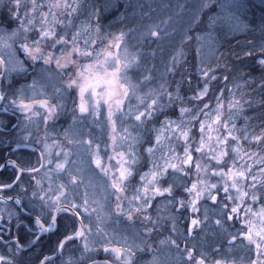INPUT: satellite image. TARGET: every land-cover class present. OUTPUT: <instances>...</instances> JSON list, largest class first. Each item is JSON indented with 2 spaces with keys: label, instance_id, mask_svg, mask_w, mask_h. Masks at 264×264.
I'll use <instances>...</instances> for the list:
<instances>
[{
  "label": "snow or ice",
  "instance_id": "6c2138e0",
  "mask_svg": "<svg viewBox=\"0 0 264 264\" xmlns=\"http://www.w3.org/2000/svg\"><path fill=\"white\" fill-rule=\"evenodd\" d=\"M121 6L0 0V113L18 119L12 151L35 156L0 165L13 172L0 181V227L18 233L0 241L15 254L25 250L23 228L30 251L54 238L34 264H237L226 255L236 249L247 253L241 264H264V39L236 53L250 58L237 66L214 35L218 26L248 31L246 5L198 0L190 21L206 15L207 29L183 32L163 71L145 60L171 35L168 23L113 32L105 19ZM123 6L116 23L128 8L151 18L143 3ZM0 128L10 131L2 120ZM0 264L14 260L0 255Z\"/></svg>",
  "mask_w": 264,
  "mask_h": 264
},
{
  "label": "trees",
  "instance_id": "16d2710c",
  "mask_svg": "<svg viewBox=\"0 0 264 264\" xmlns=\"http://www.w3.org/2000/svg\"><path fill=\"white\" fill-rule=\"evenodd\" d=\"M134 0H120L121 7L119 8V11L113 13H109L106 16L105 24H108L109 22L116 19L118 16H121L125 12L124 4H129L133 2ZM103 0H96V3H102ZM235 2H240L246 5L244 9L241 10L239 13L242 16V19L249 25V30L245 32H231L227 26L224 27H217L214 35L217 39L218 45H221L220 51L227 56L232 63H234L237 66H242L250 62V58L247 57H239L237 58L236 53H241L244 48L252 47L253 45L259 44V42L264 39V32L261 31L260 25L262 22H264V0H235ZM213 11L218 12L219 8L218 5H213ZM205 13L210 15L212 13L208 12V10H205ZM191 34L193 36L197 34H203V32L207 29V16L202 14L201 23L199 25L194 24L191 28ZM191 41H189L187 44H185V50L187 52V59L189 62H193V51L194 49L190 46ZM205 54L208 56V60L210 63L215 64L217 60V56L209 54L208 50L205 49ZM195 63H199V58L197 57L194 61ZM222 62V61H221ZM231 66V65H230ZM191 70V69H189ZM243 72L247 74L254 75L257 79L260 77V71L258 69H252L249 67H244ZM179 79V77H177ZM258 88V86H257ZM247 90L248 92V98L257 97V92L252 90V87L249 85H246L244 88H241V91ZM247 114L249 115H256L255 112L252 111V109L247 110ZM22 119V117H20ZM0 120L4 121L7 125L10 131H5V129L0 128V165H2L5 162L6 158L16 159L17 157H24L25 159L31 158L33 161L35 160L34 155H30L31 150L30 149H23L18 152H13L12 148L9 147V145L12 143V141L16 138V136L19 134V128H12V125L16 124L18 122V119L16 116H12L10 114H4L0 113ZM10 122V123H9ZM238 125L243 126V120L238 119ZM63 123V121H61ZM253 124L258 125L259 121H252ZM14 147V145H13ZM9 153H11V156H9ZM13 172L12 169L9 168L6 171L0 173V181H5L9 179L12 176ZM11 205V203H10ZM14 207V206H13ZM7 222V215L5 213V223ZM28 221L24 220L22 221V226L27 225ZM31 227H35L34 225H31ZM24 233H27L26 236H24ZM17 229L12 228L11 233L6 231L3 227H0V235L4 237V239H8L9 236L14 240L17 236ZM22 236V243H25V250L23 252H18L13 254L12 252H9V247L3 246V242L0 241V255L7 254L9 257H11L14 260V264H34L37 254L41 249H47L50 243L54 241V238L50 241L47 237L43 239V244L41 245V249H32L31 251L28 249L26 245V240L32 239V235L30 232H27V228H23V231L20 233ZM79 243V241H77ZM76 256H79V251H76Z\"/></svg>",
  "mask_w": 264,
  "mask_h": 264
},
{
  "label": "rangeland",
  "instance_id": "374dc122",
  "mask_svg": "<svg viewBox=\"0 0 264 264\" xmlns=\"http://www.w3.org/2000/svg\"><path fill=\"white\" fill-rule=\"evenodd\" d=\"M137 3H143L146 10H151V18L145 15L141 19L139 16V9L128 8L127 19L124 21V23H116V19H114L108 23L113 25L110 30L116 32L118 29L127 30L125 25H127V27L136 28L138 27L139 23H152L153 21L160 23L161 21H166L169 25V31L171 32V35L166 36L163 40L159 41V48L157 47L156 43H151L148 47L156 50L157 56L154 61L150 58L145 60V64L148 67H151V64L155 63L156 68L160 69V71H163V65L161 61L165 63L167 62L168 57L173 54L174 49L179 45L182 33L189 30V28L194 25L191 23L190 18L196 4L198 3V0H134L130 4L135 5ZM169 17H171V19H169ZM161 27L163 30V25ZM128 42L135 50L137 41L134 35L131 33L129 34ZM153 71L154 74H156L155 70ZM85 183H87V178L85 179ZM82 190L83 186L81 187V191ZM179 223L183 224L184 221L180 220ZM107 227L109 230H112L113 228L118 230L121 226L108 224ZM205 231L208 234L207 239L209 241H213L214 237L212 236V232L214 229L206 227ZM226 255L230 258H235L237 264H241V259L244 258L247 253L243 249H236L233 253H226Z\"/></svg>",
  "mask_w": 264,
  "mask_h": 264
}]
</instances>
